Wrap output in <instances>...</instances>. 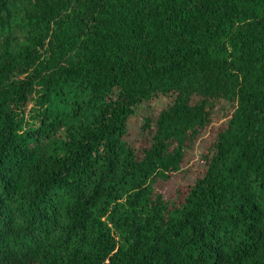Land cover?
Here are the masks:
<instances>
[{
    "label": "trees",
    "instance_id": "trees-1",
    "mask_svg": "<svg viewBox=\"0 0 264 264\" xmlns=\"http://www.w3.org/2000/svg\"><path fill=\"white\" fill-rule=\"evenodd\" d=\"M0 264H264V0H0Z\"/></svg>",
    "mask_w": 264,
    "mask_h": 264
}]
</instances>
